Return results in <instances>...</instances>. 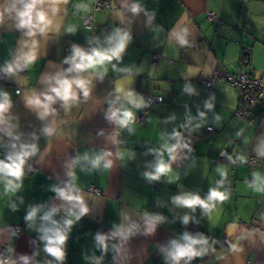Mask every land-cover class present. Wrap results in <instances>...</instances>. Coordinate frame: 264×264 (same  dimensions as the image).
<instances>
[{
	"label": "crops",
	"instance_id": "crops-1",
	"mask_svg": "<svg viewBox=\"0 0 264 264\" xmlns=\"http://www.w3.org/2000/svg\"><path fill=\"white\" fill-rule=\"evenodd\" d=\"M37 8L52 23L29 36L28 28L18 26L21 0H0V93L11 101L0 123V160L21 145L38 149L19 180L0 175V246L7 245L0 264H173L172 243H185L189 226L197 229L189 236L207 241L196 246L206 251L180 264H264V101L250 118H240L237 90L223 80L239 68L251 75L264 68V0H111L97 11L91 0H45ZM207 12L217 18L208 20ZM89 14L93 29L83 25ZM125 32L120 59L67 73L74 46L85 51L91 42L108 49ZM104 35L108 43L100 42ZM33 41L36 60L25 66L22 57L33 50ZM9 65L13 72L5 71ZM65 75L88 80V97L74 86L78 99L67 106L57 100L55 111L42 118V109L29 106L28 99H43ZM214 75L220 80L209 89L203 80ZM127 93L142 101L140 107ZM146 93L161 95L162 102L139 123L135 116ZM114 110H130L134 120L123 127L109 118ZM175 144L180 147L171 161L166 148ZM161 154L171 171L150 180L145 173L154 172ZM98 156L103 159L93 167ZM250 157L258 159L253 167ZM108 161L111 167L105 168ZM9 179L18 187H9ZM91 184L101 193L90 192ZM57 188L82 196L87 214L69 217L73 205ZM212 189L226 199L210 202V210L173 202L189 194L206 200ZM33 208L39 211L30 221ZM54 208L52 220L60 227L74 220L63 260L47 253L41 238L43 227H53L42 217ZM156 216L162 219L149 232L148 221ZM124 230L130 231L116 234ZM98 236L106 237L107 247Z\"/></svg>",
	"mask_w": 264,
	"mask_h": 264
},
{
	"label": "clouds",
	"instance_id": "clouds-1",
	"mask_svg": "<svg viewBox=\"0 0 264 264\" xmlns=\"http://www.w3.org/2000/svg\"><path fill=\"white\" fill-rule=\"evenodd\" d=\"M45 0H21L23 3V10L17 13L19 17V27L21 28H28L29 31L27 35L35 36L36 32L34 29H38L40 33H44L45 30L51 25L52 21L48 19L46 13L42 10L37 8L38 5H42ZM133 12H138V6L132 7ZM128 34L122 33L119 34V38L114 44V46L108 49H98L94 48L91 52H86L79 47H73V54L65 61V63H69L71 67L67 69V73H81L87 71L88 69H93L97 65H102L104 62L112 61L113 59H120L121 53L125 50L126 43L128 40ZM183 42V41H182ZM35 46L36 42L33 41V50L24 54L22 59L25 62V66L32 64L36 60V53H35ZM15 67H20L17 64ZM5 71L13 72L14 67L9 65ZM89 81L83 78H68L67 75L63 77H57L55 80V86L49 89V93H44L43 99L40 96H33L28 99V105L33 106L37 109H42L40 115L43 118L44 116L49 115L51 112L55 110L51 107L57 100H60L64 103L65 106L69 105L70 102L76 101L78 99L77 92L74 90L75 88L80 89L83 92L85 97L89 95V88H88ZM188 91H191L189 88ZM127 98L131 101L134 106L140 107L142 101H137L132 98L131 93H127ZM2 99H0V123L5 122L4 113L8 111L11 106V101L7 93H0ZM211 107V105H209ZM110 119L117 121L121 126L127 127L130 122L134 120V114L130 110H114L111 111ZM47 133L51 134L52 129H46ZM11 135V131L8 132ZM179 136V133L175 134ZM13 148L16 147L15 144L12 145ZM180 147L179 144L172 145L166 148L168 152L169 158L171 161L176 159V150ZM187 147V145H184ZM37 146L35 144L30 145H21L20 150L15 152L14 154H9L6 160H0V175L12 177L15 180H19L24 172V165L26 159L37 152ZM158 159L157 163L154 165V172L145 173V175L150 180H159L162 175H166L171 171V164L165 162L162 158ZM87 159V157H85ZM103 156H98L96 159L92 160L91 163L93 167H98L101 163ZM105 168L111 167V161H108L104 165ZM9 187H18V185L13 184V180L9 179L7 181ZM58 192L59 196L65 200L70 202L73 207L68 210L69 217H74L75 220H79L83 215L87 214L88 208L84 204L83 197L79 194H73L71 190H64V189H55ZM226 199L224 193L212 189L210 190V194L208 195L207 199H201L198 195H181L174 197L173 202L177 205L184 206L187 208L195 209L196 206H199L203 209L210 210L212 201L220 200L223 201ZM79 208V213L75 211V208ZM39 211L38 208H33L28 216V220H34ZM57 211V209H52L50 212L46 213L42 219L44 221H51L53 227H43L41 231L44 235L41 237L45 240L46 247L45 251L50 255L54 256L57 260H63L64 258V249L63 246L67 240V233L70 230L74 220L72 218L65 219L63 221V227L57 225V222L52 220L53 214ZM162 217L156 216L152 217L148 221V231L151 232L155 228V224L160 221ZM184 223L187 224L189 221V217L185 216L183 218ZM127 231L124 232H117L116 234H124L126 235ZM99 243L107 247L104 242L106 237L105 236H98L97 237ZM185 243L181 244L179 242L173 241L172 249L168 253L170 259L173 261V264H180L181 260H191L195 257L203 255L206 249H198L197 245H205L207 241L203 238H193L188 234H185L183 237Z\"/></svg>",
	"mask_w": 264,
	"mask_h": 264
},
{
	"label": "built area",
	"instance_id": "built-area-1",
	"mask_svg": "<svg viewBox=\"0 0 264 264\" xmlns=\"http://www.w3.org/2000/svg\"><path fill=\"white\" fill-rule=\"evenodd\" d=\"M93 4L94 11L106 8L110 6L111 0H91ZM208 20H214L217 18V15L213 12H207ZM93 14H89L83 18V25L88 29H93ZM108 30V29H107ZM109 36L104 35L100 38L101 43H108ZM94 43H89L87 48L85 49L86 52H91L94 49ZM159 58L158 54H153L151 59L153 61H157ZM220 80L218 75H214L211 79L203 80V83L206 87L211 89L216 81ZM223 80L235 88L237 90L238 95V107L236 110L237 116L242 119H248L253 114V110L255 105L258 102L264 101V68H262L259 75H251L250 73L246 72L245 70L239 68L236 71L226 74L223 77ZM4 82V75L0 72V83ZM19 90L17 89L16 92ZM145 106L142 108L141 112L135 116V120L139 123H142L147 111L153 105H156L162 102L161 95L154 94V93H146L145 96ZM212 127H206V133L210 134L212 132ZM226 151L223 150L220 152V156H225ZM258 159L255 157H250L248 159V164L253 167L257 164ZM88 190L94 194L101 193V190L96 187L95 185H89ZM13 229L17 232L20 231L21 227L19 225H14ZM186 233L189 235H195L197 233V229L194 226H189L186 229ZM112 236L111 233H108V237ZM7 245L0 246V257L4 260L7 259L6 255Z\"/></svg>",
	"mask_w": 264,
	"mask_h": 264
},
{
	"label": "water",
	"instance_id": "water-1",
	"mask_svg": "<svg viewBox=\"0 0 264 264\" xmlns=\"http://www.w3.org/2000/svg\"><path fill=\"white\" fill-rule=\"evenodd\" d=\"M244 54L248 56V52H245Z\"/></svg>",
	"mask_w": 264,
	"mask_h": 264
},
{
	"label": "trees",
	"instance_id": "trees-1",
	"mask_svg": "<svg viewBox=\"0 0 264 264\" xmlns=\"http://www.w3.org/2000/svg\"><path fill=\"white\" fill-rule=\"evenodd\" d=\"M243 59H245V57H243Z\"/></svg>",
	"mask_w": 264,
	"mask_h": 264
}]
</instances>
